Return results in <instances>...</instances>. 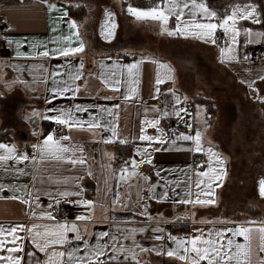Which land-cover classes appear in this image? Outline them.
Segmentation results:
<instances>
[{"label":"crops","instance_id":"crops-1","mask_svg":"<svg viewBox=\"0 0 264 264\" xmlns=\"http://www.w3.org/2000/svg\"><path fill=\"white\" fill-rule=\"evenodd\" d=\"M90 1L92 4H88ZM197 2L205 3L220 18L230 14L234 5L256 6L260 23L253 20L238 22L241 29H252L251 37L243 30L238 37L239 59L221 60L220 48L226 46L230 39L228 36L225 42L216 40L215 44L195 36H170L162 31L160 22L137 20L129 14V4L150 7L133 4L129 0H0V143L15 144L18 152H26L29 156L26 161L12 159L0 162V185L4 186L0 191V225L8 228L23 224L31 228L37 224L54 229L58 223H76L83 239L78 241L76 233L69 232L68 243L55 246L56 250L79 247V255H83L84 240L94 245L99 239L101 243L110 245L107 255L101 257L106 264H137V261L139 264H184L177 257L164 254L167 249L175 247V243L167 238L169 234L183 237L180 231L184 229L188 230V236H192L199 234L196 229L207 234L209 230L234 228L250 221L255 222L254 228L264 224V212L256 215V208L251 206L252 199H264L259 194V181L264 179V170L254 181L249 177V166L246 165L254 143L248 148L250 152L242 154L240 147L229 142L233 136H227L224 129L228 119L234 117L236 121L246 113L245 118L253 120V123L256 120V125L262 126L257 137L264 146V80L258 78L264 76V35H261L264 34V0ZM49 4H56L57 9L49 10ZM80 4L85 5L88 11L92 8L102 13L99 19L102 29L109 19L106 12H113L116 27L110 41L124 39L130 44L128 49L100 54L88 52L81 24L89 19L85 16L79 22L70 13L71 5ZM64 11H67V16H63ZM185 12L184 19H190L187 10ZM69 20L76 21L84 50L67 57L59 56L55 49L79 45L77 37L72 35L77 29H70ZM175 25V17L170 18L169 30H173ZM142 28L149 29V34L143 33ZM66 36H72L70 44L63 39ZM45 50L49 52L48 56L38 55ZM18 51L26 55L17 56ZM245 55L248 59L243 58ZM137 61H142L139 82L135 85L137 94L126 100L124 97L129 87L126 70L123 76L112 77L113 80H121L119 91H113L104 79L116 71L115 64ZM153 61L167 64L172 69V78H165L162 84L156 85L157 74L166 70H161ZM78 71L81 78L75 81V85L79 86V91L54 96L51 92L54 81L59 85L64 81L71 84L70 77ZM55 73L59 75L54 76ZM242 81H254V88L258 91L254 92L248 83ZM177 97L180 103L176 102ZM76 105L84 110L76 111ZM208 106L213 109L212 118ZM59 108L73 109L72 115L77 120L89 121L96 117L102 125H107L88 128L85 124L83 128L72 129L66 126L65 132L70 139L62 143L73 151L65 156L84 159L86 163L73 164L67 158L41 160L31 147L42 142L49 133L53 121L44 117L57 113L48 110ZM181 108H185L188 115L180 112L177 116L176 112ZM102 109H111L112 114ZM146 119H159V124L155 127L146 125ZM174 120L184 123V134L194 135L197 129L200 130L204 148L213 147L225 159L227 175L222 183L215 182L220 184L219 187L213 185L214 197L201 196L202 199L214 198L215 204L181 202L189 198L195 200L197 193L203 190V185L201 189L196 187L199 179L196 173L207 170L208 165L198 168L194 162L207 161V153L191 150L193 141L173 140L169 126ZM189 124L191 128L187 126ZM113 127L118 133L116 137L112 136ZM141 129L145 135H160L165 143L152 142L149 149L151 164H140L135 169L136 174L129 176L128 173L133 172L131 160L142 159L137 149L149 144L139 139ZM253 134L250 133L251 139ZM261 150L264 151V147ZM33 156H36L35 161ZM125 168L128 171L122 173ZM122 174L124 179L120 178ZM63 192H79L80 195L63 196ZM13 196L21 199H11ZM23 199L30 203H23ZM80 200L95 203L89 210L77 203ZM64 202L71 203L73 210L68 219L58 220V207ZM44 212L51 213L55 219L42 217ZM79 216H90L91 219L78 220ZM140 228L144 231L140 232ZM101 232L109 235L99 237ZM18 234L25 237L24 253L21 254L24 264H37V261L47 259L46 253L28 239L27 232ZM157 236L163 239L157 240ZM236 240L244 243L243 237H236ZM251 244L252 262L257 264L259 259H264V252L259 250L257 231H253ZM113 247L135 251L137 261L130 257L126 259L125 254L113 251ZM51 251L49 248L48 253ZM112 256L117 259H109ZM201 264L207 262L202 261Z\"/></svg>","mask_w":264,"mask_h":264},{"label":"snow or ice","instance_id":"snow-or-ice-1","mask_svg":"<svg viewBox=\"0 0 264 264\" xmlns=\"http://www.w3.org/2000/svg\"><path fill=\"white\" fill-rule=\"evenodd\" d=\"M57 9L56 4H49V10ZM185 10H187V15L190 19L185 20L186 15ZM127 11L137 20H153L160 22L161 29L163 32L168 35H183V36H195L205 42L212 44L216 43L215 33L217 29H222L224 34L230 39L226 41V46L220 48L221 60L227 59L237 60L240 57L237 54L236 45L238 44V37L241 35V31L245 33L248 37L252 36L251 28L241 29L238 26L240 20H253L254 23H260L258 18L257 10L255 5H234L231 9L230 14H225L222 18L217 16V12L209 9L205 3H198L197 0H183L181 3L180 0H154L153 6L147 8L134 7L131 4L127 6ZM67 11L63 12V16H67ZM106 16L109 18L105 21L104 29L107 33L106 38H111L113 35V29L116 27L114 20V13L111 11L106 12ZM175 17L176 25L173 30H169V20L170 18ZM198 17H200L198 19ZM70 29H77L72 35H75L79 40V31L78 26L75 20H69ZM264 35V34H261ZM65 41L71 43L72 36L63 37ZM250 42V41H249ZM84 50V43L82 40H79V45L77 47H65L55 49V52L59 56H69L70 54L79 53ZM17 56L26 55L22 52H17ZM40 56H48L49 52L45 50L44 52L38 53ZM244 59H248L245 55ZM154 63L159 64L161 70H166L163 74L158 73L157 79L155 81L156 85H160L164 82L165 78L171 79L172 69L165 63L158 61H153ZM142 61H137L135 63H129L124 65L115 64L114 68L116 71L111 73V77H105L104 83L108 85L113 91H119L121 80L115 79L112 77L123 76L124 71L127 72V83L128 93L125 95V99H130L132 96L137 94V88L135 85L138 84V75L140 64ZM80 68H83V62L80 63ZM59 75L58 73L53 74ZM81 78V73L78 71L73 74L70 79L72 81L69 84L67 81H64L62 85H59L58 82L54 81V86L51 89V92L54 96H64L67 92L72 91L73 94L79 91V86L75 85V81ZM261 80H264V76L258 77ZM248 87L255 91L258 89L254 88V81L247 82ZM156 92H159V88H156ZM177 103H180V98L177 97ZM118 107V105H117ZM199 108V106H197ZM76 111H83L84 109L80 105L75 106ZM48 111L56 112L55 115L45 116L44 119L54 121L59 125H66L69 129L72 128H83L87 124L88 128H102L107 127V125H102L100 121L93 117L89 121H80L77 120L73 115V109H49ZM102 111H107L109 115L112 114L111 109H102ZM180 112H184L185 115H188L185 108H181L176 115L179 116ZM38 115V113H34ZM164 115H167L165 112ZM146 125L155 127L159 124V119L145 120ZM189 128L192 127L191 124L187 125ZM112 136L116 137L118 135L115 127L111 129ZM70 137H58L54 133H48L42 140L36 144L31 145V147L39 154L40 159H54V160H64L69 159L71 163H86L84 159H72L71 157H66L65 154L73 151L68 145L62 143L63 140H69ZM141 141H148L149 144L147 147L142 149H137V153L142 157L140 161L136 159L131 160V166L133 172L128 173L129 176L135 175V169L139 168L140 164L149 163L151 164L152 158L149 152V149L152 148V142H158L160 144L165 143L161 139L160 135L149 136L144 134V130L141 129V134L139 136ZM180 140L184 141H193L194 148L191 149L195 152H206L207 153V170L199 171L196 173L199 179L197 180L196 187L201 189L203 185V190L197 193L196 199H185L181 201L182 203H195L201 205L215 204L216 201L214 198L202 199L201 196L214 197L215 190L213 185L219 187L220 184L215 182L219 181L222 183L224 177L227 175L226 162L225 159L217 152L213 147L209 146L207 149L203 145V133L200 130H196L194 135L181 133L178 137ZM108 142V141H106ZM126 142V141H122ZM173 144L175 141L172 142ZM158 150V149H156ZM82 151V149H81ZM16 161H26L29 159V156L26 152H18L17 146L15 144L9 143H0V162L8 160ZM36 156L32 157V160L35 161ZM215 165V166H214ZM22 172V170H20ZM127 168L122 169V173L127 172ZM91 175V173H89ZM121 179H124L122 174ZM206 178V179H205ZM147 180L148 177H145ZM4 188L3 185H0V191ZM259 194L261 197H264V179L259 181ZM63 196L68 195H80L79 192L76 193H61ZM165 197L167 193L164 194ZM188 196L191 197V192L188 193ZM11 199H21V197L13 196ZM118 199V197H117ZM23 203H30L29 200L23 199ZM58 202V201H57ZM77 203L83 204L88 207L89 210L94 206V201L92 200H80ZM35 215V213H33ZM42 217L48 219H55L51 213L44 212L41 214ZM78 220L91 219L90 216H79ZM255 222L250 221L247 225L240 224L234 228H223L219 230H209L207 234L203 232L202 229H196L199 234L186 236V237H177L168 235V239L175 243L174 248L167 249L164 254L169 257H177L184 264H201L202 261H206L207 264H253L252 262V234L253 231L259 233V250L264 252V224L255 227ZM43 228V231H37L38 228ZM136 231L133 229V232ZM140 232H143L144 229L140 228ZM157 231H163L162 229H157ZM19 232H27L29 234L28 239L31 243L35 245L41 252H45L47 259L43 262L37 261V264H106L101 257L107 255L106 250L110 248L108 243H101L99 239L94 245H90L87 240H84L85 251L83 255H79L80 248L73 247L70 250L65 249L64 251L56 250L57 245L64 246L68 243L67 233L74 232L76 233V240H82L83 236L80 233V230L76 223H58L56 227L49 228L43 225L33 224L31 228H26L23 224H16L11 227L5 228L3 225H0V264H24V256L21 255L24 253V240L25 237L20 236ZM228 233H231L229 236ZM99 237H107L108 232H101L98 234ZM236 237H243L244 243H240L236 240ZM113 240L116 238L113 237ZM157 240L163 239L162 236H157ZM133 243L135 241L133 240ZM140 247L139 245H136ZM52 248V251L48 253V249ZM113 251H119L125 254V258H131L134 261H137V256L135 251L125 248H112ZM141 251H146V249L140 248ZM32 255V254H29ZM109 259L116 260V256H112ZM139 264V261H137ZM257 264H264V259H259Z\"/></svg>","mask_w":264,"mask_h":264},{"label":"rangeland","instance_id":"rangeland-1","mask_svg":"<svg viewBox=\"0 0 264 264\" xmlns=\"http://www.w3.org/2000/svg\"><path fill=\"white\" fill-rule=\"evenodd\" d=\"M92 4V1H90ZM95 9V8H94ZM101 12L97 10H91L87 11L86 15L89 20L87 22L81 24V28L83 31V34L86 38L87 42V51L91 53H106V52H112L117 50H124L128 49L130 46L129 43H125L124 39L121 40H114L110 41V38H106V31L105 29H102L100 27V16ZM149 29L142 28L143 33H147ZM117 31V30H116ZM149 34V32L147 33ZM116 39H117V33H116ZM126 44V45H125ZM145 46H150V44H145ZM210 105V104H209ZM209 113L211 114L212 118V107H207ZM228 110V109H226ZM229 112V110H228ZM246 114V113H245ZM245 114L242 113L240 118H237L235 121V118L232 117V119H228V122L224 124L225 134L227 136L232 135L233 138L229 140V142L233 146L240 147L241 153L243 152L246 154L248 151V148H251L252 143L253 144V153L248 154V164H246L249 169V177L255 181V177L259 175L258 173H261L262 170H264V151H262V141L261 139H258L257 134L260 132L262 126L256 125L255 121L253 123V120L250 121L249 119L245 118ZM247 116H250L249 114ZM255 116V112H254ZM227 119V118H226ZM258 121V120H257ZM230 122V123H229ZM257 132V133H256ZM250 133H255V135H252V139L250 136ZM245 167V166H244ZM241 174V173H240ZM238 174V176H240ZM249 178V179H250ZM256 198V195L254 196ZM251 206L255 207V214L261 215L262 212H264V199L263 200H253L251 201ZM254 212V211H253Z\"/></svg>","mask_w":264,"mask_h":264},{"label":"built area","instance_id":"built-area-1","mask_svg":"<svg viewBox=\"0 0 264 264\" xmlns=\"http://www.w3.org/2000/svg\"><path fill=\"white\" fill-rule=\"evenodd\" d=\"M216 40L219 42H225L227 40V36L224 34L222 29H218L216 33ZM66 125H59L54 121L51 123L49 128V133L52 132L58 137H68L66 135ZM185 125L181 120H174L169 126V134L173 140H180L178 139L181 133H184ZM207 163L206 160H195L194 164L196 167L201 168L205 166ZM73 208L72 204L69 202H64L58 207V212L56 215V219L58 220H66L68 219L69 215L71 214ZM180 235L186 237L189 235L188 230L184 229L180 231Z\"/></svg>","mask_w":264,"mask_h":264},{"label":"trees","instance_id":"trees-1","mask_svg":"<svg viewBox=\"0 0 264 264\" xmlns=\"http://www.w3.org/2000/svg\"><path fill=\"white\" fill-rule=\"evenodd\" d=\"M21 2H28V1H31V0H20ZM130 3H133V4H138V5H142V6H153V3H154V0H129ZM158 2V0H157ZM88 9L85 5H71L70 6V13L71 15L77 20V21H81L86 13H87ZM114 52V51H112ZM200 98H203V97H200ZM205 99V98H203ZM207 100V99H205Z\"/></svg>","mask_w":264,"mask_h":264}]
</instances>
